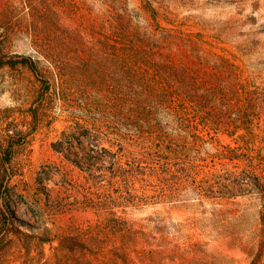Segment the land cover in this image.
Returning <instances> with one entry per match:
<instances>
[{
	"label": "rangeland",
	"instance_id": "1",
	"mask_svg": "<svg viewBox=\"0 0 264 264\" xmlns=\"http://www.w3.org/2000/svg\"><path fill=\"white\" fill-rule=\"evenodd\" d=\"M0 62V264H264V0H0Z\"/></svg>",
	"mask_w": 264,
	"mask_h": 264
},
{
	"label": "trees",
	"instance_id": "2",
	"mask_svg": "<svg viewBox=\"0 0 264 264\" xmlns=\"http://www.w3.org/2000/svg\"><path fill=\"white\" fill-rule=\"evenodd\" d=\"M161 55L163 56V54H161ZM162 60H163V62H159V63L157 62V63H154V65H153V68H155L156 72L158 74L160 73L159 78H158V83L156 82V84L159 85L160 87L165 86V85H160L159 83H161V84L168 83V78H170L172 75H174V72L176 73V71L171 70L172 67L168 66V63H169V57L168 56H164V58ZM26 62L28 63L29 67L32 70H36L35 61L31 57H29V60ZM1 64H2V62H0V65ZM181 69L183 70L184 67L181 66ZM156 91H160V89L154 88L153 89V95L156 94ZM133 111H134V113H132L131 116L126 117V119L130 121L129 122L130 125L135 126L136 131L138 128L140 129V133H138L136 131H134V133H137L139 135H143V137H144L145 132L141 133V129H142L141 123H143L145 120H148L149 117L147 118L144 107L141 105H138V103L136 105H134ZM137 126H138V128H137ZM115 134H116V136L118 135L117 133H115ZM128 135L131 136V134H126V136H127L126 141L129 143L132 141V139L130 140L128 138ZM150 135H152V133H150ZM145 138H147V139L144 141V143H143L144 145H156V144L164 145V143L166 141V137H163L159 131H158V133H156V137H149L148 136ZM129 145H130V143H129ZM7 210L9 211V209H7Z\"/></svg>",
	"mask_w": 264,
	"mask_h": 264
}]
</instances>
